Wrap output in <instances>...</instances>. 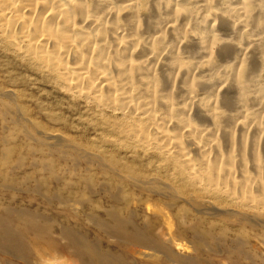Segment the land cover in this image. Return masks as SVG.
Returning a JSON list of instances; mask_svg holds the SVG:
<instances>
[{
  "label": "bare ground",
  "instance_id": "6f19581e",
  "mask_svg": "<svg viewBox=\"0 0 264 264\" xmlns=\"http://www.w3.org/2000/svg\"><path fill=\"white\" fill-rule=\"evenodd\" d=\"M0 42L150 157L128 179L264 218V0H0Z\"/></svg>",
  "mask_w": 264,
  "mask_h": 264
},
{
  "label": "rangeland",
  "instance_id": "374dc122",
  "mask_svg": "<svg viewBox=\"0 0 264 264\" xmlns=\"http://www.w3.org/2000/svg\"><path fill=\"white\" fill-rule=\"evenodd\" d=\"M95 115L0 42V264H264L256 210L139 186Z\"/></svg>",
  "mask_w": 264,
  "mask_h": 264
}]
</instances>
